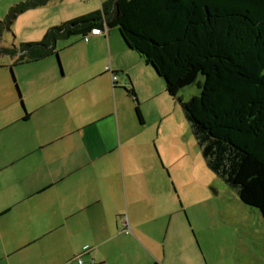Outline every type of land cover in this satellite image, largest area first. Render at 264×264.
Here are the masks:
<instances>
[{
	"label": "crops",
	"instance_id": "crops-1",
	"mask_svg": "<svg viewBox=\"0 0 264 264\" xmlns=\"http://www.w3.org/2000/svg\"><path fill=\"white\" fill-rule=\"evenodd\" d=\"M82 13L67 10L45 29ZM77 36L59 39L57 54L33 61L38 73L21 75L20 87L13 72L0 81V264H77L86 245L92 249L85 264H264V244L238 259L204 254L190 217L186 225L171 216L164 243L130 214L125 218L126 201L133 209L141 201L134 188L142 168L136 177L134 169L148 156L154 167L157 161L154 151L141 153L142 162L136 155L145 146L144 122L128 90L150 99L164 87L118 27L104 26L88 40ZM16 60L0 66L12 69ZM163 176L154 168L143 187L139 207L147 214L167 207ZM179 211L187 214L182 204Z\"/></svg>",
	"mask_w": 264,
	"mask_h": 264
},
{
	"label": "trees",
	"instance_id": "trees-1",
	"mask_svg": "<svg viewBox=\"0 0 264 264\" xmlns=\"http://www.w3.org/2000/svg\"><path fill=\"white\" fill-rule=\"evenodd\" d=\"M9 25L2 22L0 31ZM104 26L119 28L170 96L197 84L199 94L179 101L205 161L264 220V0H105L99 10L49 28L41 41L2 50L19 55L15 64L38 61L57 54L59 39L85 38ZM128 93L143 123L136 92Z\"/></svg>",
	"mask_w": 264,
	"mask_h": 264
},
{
	"label": "rangeland",
	"instance_id": "rangeland-1",
	"mask_svg": "<svg viewBox=\"0 0 264 264\" xmlns=\"http://www.w3.org/2000/svg\"><path fill=\"white\" fill-rule=\"evenodd\" d=\"M21 3L32 4L20 11L17 8ZM99 8L100 0H64L48 6H38L37 0H0V25L7 20L10 24L9 27H3L4 31H0V65H9V59L13 57L2 48L19 49L22 44L40 41L49 29H45L49 23L62 22L57 19V15L61 16L67 10L84 12L80 14L83 15ZM76 37L78 36L72 39ZM18 56L13 58L18 59ZM60 62L63 66L61 58ZM11 72L20 87L21 75L38 73V62L20 63L12 69L0 66V81L2 77L10 78ZM160 79V87H164L160 93L150 99L138 98L144 117V124L139 130L145 146L136 155L140 159L141 153L148 155L154 151L157 161L154 167L148 156L149 161H145L146 164L138 163L134 169L135 177L138 170L142 168V171L134 191L136 199L137 196L141 197L139 204H142L145 190L143 187L149 184V174L155 168L156 172L164 174L163 182L169 187L163 191L161 198L167 203V207L152 209L147 214L146 211L149 210L146 207L142 209L138 204L139 208L133 209L132 204L129 205L126 201L125 218L130 214L138 222V227L150 228L155 238L164 243L166 234L171 233V216L180 223L187 221L186 225H189L190 217L201 239L204 254L217 253L238 259L243 256L244 249H253L264 244V220L261 212L258 208L244 203L236 190L208 167L179 101V97L188 100L199 94L197 84L186 86L177 97H172L164 93L166 82L161 76ZM181 204L187 208V214L179 211ZM153 215L158 219L147 220ZM126 220V229L132 232V227L128 219Z\"/></svg>",
	"mask_w": 264,
	"mask_h": 264
},
{
	"label": "built area",
	"instance_id": "built-area-1",
	"mask_svg": "<svg viewBox=\"0 0 264 264\" xmlns=\"http://www.w3.org/2000/svg\"><path fill=\"white\" fill-rule=\"evenodd\" d=\"M99 32H100V29H98V28L92 29V33H99ZM88 38H89V35L85 36L84 39L88 40ZM112 79H113V83H115L117 76L113 72H112ZM123 226L126 228L128 227V222L126 219L123 220ZM91 249L92 248L88 245L84 246L82 253L76 255L73 260H75L77 264H85L83 255L88 253L89 251H91ZM90 264H97V263H96L95 259H91Z\"/></svg>",
	"mask_w": 264,
	"mask_h": 264
},
{
	"label": "water",
	"instance_id": "water-1",
	"mask_svg": "<svg viewBox=\"0 0 264 264\" xmlns=\"http://www.w3.org/2000/svg\"><path fill=\"white\" fill-rule=\"evenodd\" d=\"M59 62H60V59H59Z\"/></svg>",
	"mask_w": 264,
	"mask_h": 264
}]
</instances>
